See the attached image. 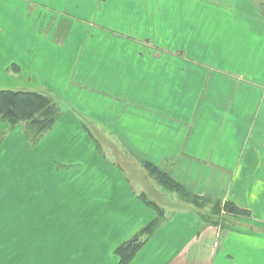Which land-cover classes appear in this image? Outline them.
<instances>
[{"label": "crops", "instance_id": "1", "mask_svg": "<svg viewBox=\"0 0 264 264\" xmlns=\"http://www.w3.org/2000/svg\"><path fill=\"white\" fill-rule=\"evenodd\" d=\"M44 1L56 0H0V87L45 91L64 111L31 152L9 138L3 149L31 156V205L44 192L54 200L42 264H118L117 247L155 216L128 159L156 185L145 161L250 213L223 228L192 208L201 206L164 204L174 210L129 264H264V19L244 30L218 6L231 0H209L201 12L218 10L216 24L182 39L163 26L99 25L112 37L90 41L87 0ZM133 42L139 57H128ZM216 44L224 59L192 55Z\"/></svg>", "mask_w": 264, "mask_h": 264}, {"label": "rangeland", "instance_id": "2", "mask_svg": "<svg viewBox=\"0 0 264 264\" xmlns=\"http://www.w3.org/2000/svg\"><path fill=\"white\" fill-rule=\"evenodd\" d=\"M206 2L212 4L209 0H199L194 3L191 0H87L84 7L89 9V16L91 18L86 20L87 22L85 21V23L93 27L89 40H98V37L102 35H106L108 39L112 37V34L110 33L109 35L107 30L100 32L98 30L99 25L107 27L124 26L130 32H132L131 27L139 28L147 26L148 29L153 30L156 26H163L169 32L174 29V32L177 33L179 30L182 39L184 36H187L191 28L198 30V28L211 27L216 24L217 17L212 12L217 14L218 10L211 11L204 16L203 12H201L211 8ZM42 3H52V7L61 6L63 0L44 1ZM205 6L206 8H204ZM218 6L225 12L228 9V12L231 14V17H229L231 24H233L232 20H235L234 26L242 27L247 31L251 30L250 25H257V20L264 19V0H231L222 2V5ZM193 10L196 12L195 16L191 14ZM37 14L40 15L39 12ZM83 17L87 19V14L85 13ZM71 24L70 17H68V21H64L63 26L67 27V25ZM259 33L260 40L264 41L263 31L260 30ZM144 35L143 33L142 36ZM127 47L128 44L125 46L126 51ZM210 47L208 52L204 47L197 48L192 52V55L224 59V57L219 58V48L222 45L216 44ZM131 48L132 56L128 54V57L131 58L139 57L141 53L145 52L143 45L140 43L133 42ZM180 48L181 50L187 51L185 48L182 49L181 46ZM234 61H236V58ZM233 66V68H238L246 72L244 65ZM7 87L9 86L0 87V89H8ZM55 100L58 102L57 99ZM23 126V124H19L15 127H10L8 123L0 122V130L6 132L5 140L0 144V264H31L33 261L34 264H42L44 262L42 255L45 252L44 243L48 235L47 232H49V226L45 224L44 218L49 213L50 205L54 200L44 192L42 195L37 196L36 202L31 205V169L29 166L31 156L26 157V161H23L21 154L14 156L15 153L10 150L6 152L3 150L9 138L15 141L22 140L27 151L31 152V149L37 143L33 144L26 137ZM97 132L101 140L107 143L110 142V145L114 149L116 148V151H113V153L116 157L120 158L122 153L119 150V145H115L113 141L105 139L104 136L108 138L106 133L102 135L98 130ZM104 145L108 147L109 144L104 143ZM19 160H22V163H19ZM123 164L127 174L142 186V189H144L143 185L145 184L147 192H141V194L146 195V198L154 200L160 206L164 204L176 206L177 204L187 202V198L181 197V195L173 192L171 189L165 188L161 184L160 186L156 185L154 181H151L152 179L149 178V175H147V171L137 172V167H134L129 159L124 161ZM144 175L147 176V179H145ZM198 204L201 208L192 207L193 210L198 212L197 214H200L201 217L202 214H207L215 222L219 221L218 225L224 224L226 228L229 225H226L223 220L225 219L229 224L232 221L230 219L231 216L235 217L233 214L231 215L224 211V203L217 195L207 196ZM165 210L168 216L174 208H167ZM216 213H219V215L217 216ZM210 214L215 215L211 216ZM31 234L34 236L33 239H31ZM33 250L36 251L35 254H33ZM39 252L40 255L38 254Z\"/></svg>", "mask_w": 264, "mask_h": 264}, {"label": "trees", "instance_id": "3", "mask_svg": "<svg viewBox=\"0 0 264 264\" xmlns=\"http://www.w3.org/2000/svg\"><path fill=\"white\" fill-rule=\"evenodd\" d=\"M62 114L63 108L61 105L52 95L45 91L0 89V122L8 123L10 127L23 124L25 135L33 144L38 143L55 127ZM5 137L6 132L0 130V144L5 140ZM145 166L159 184L178 193L181 197L187 198V202L199 205L198 203L200 202L198 201L205 199L194 194L188 185L176 180L169 171L162 169L150 161H145ZM140 197L154 210L155 216L133 237L117 247L118 264H129L147 240L168 218L166 210L157 202L146 198L144 194H140ZM224 211L228 214H233L235 217L250 215L247 210L240 209L230 201L224 202ZM210 215L213 216L215 214ZM216 215L218 216L219 213H216ZM202 218L205 222H212V224L218 225L219 221L215 222L207 214H202ZM223 222L229 225L227 228L234 227V224H228L225 219ZM222 225L224 227V224Z\"/></svg>", "mask_w": 264, "mask_h": 264}]
</instances>
